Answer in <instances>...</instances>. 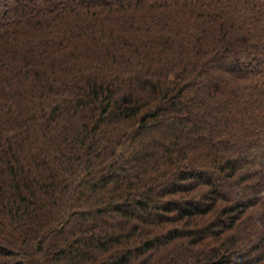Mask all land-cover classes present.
Masks as SVG:
<instances>
[{
  "label": "trees",
  "instance_id": "trees-1",
  "mask_svg": "<svg viewBox=\"0 0 264 264\" xmlns=\"http://www.w3.org/2000/svg\"><path fill=\"white\" fill-rule=\"evenodd\" d=\"M0 264H264V0H0Z\"/></svg>",
  "mask_w": 264,
  "mask_h": 264
}]
</instances>
